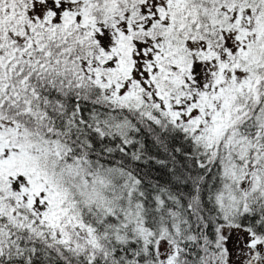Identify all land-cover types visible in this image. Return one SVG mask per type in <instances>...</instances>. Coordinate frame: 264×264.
<instances>
[{
  "label": "snow or ice",
  "instance_id": "1",
  "mask_svg": "<svg viewBox=\"0 0 264 264\" xmlns=\"http://www.w3.org/2000/svg\"><path fill=\"white\" fill-rule=\"evenodd\" d=\"M0 264H264V0H0Z\"/></svg>",
  "mask_w": 264,
  "mask_h": 264
}]
</instances>
